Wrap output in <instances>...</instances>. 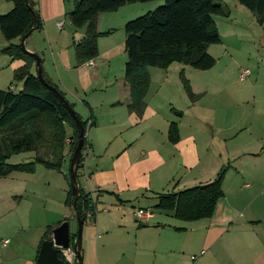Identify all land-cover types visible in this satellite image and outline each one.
<instances>
[{
  "label": "crops",
  "instance_id": "obj_1",
  "mask_svg": "<svg viewBox=\"0 0 264 264\" xmlns=\"http://www.w3.org/2000/svg\"><path fill=\"white\" fill-rule=\"evenodd\" d=\"M4 1L0 8L8 11L12 3ZM32 1L41 19V27L26 36V48L39 56L42 73L63 93L81 119L85 116L84 119L91 122L85 132L87 145L78 170V179H81L78 183L91 194L96 210L98 206V209L106 207V211L101 210L93 220L85 218L82 223L81 264H192L196 260L192 259L195 255L189 253L193 246L199 242L202 245L216 242L229 231L227 227L235 223L249 231L244 249L252 254L250 262L264 264V237L260 239L254 235L250 238L249 234L255 231L246 230L264 222V84H260V95L254 96L262 112L240 117L247 131L246 139L237 150L242 154L238 160L242 186H259L256 200L246 195L243 198L236 196L233 181H224L223 176V195L217 200L212 216L185 221L192 230L175 226L173 222H179V219L173 217L172 212L155 207L158 196L212 181L218 165L214 158L211 160L208 155H203L202 151L208 152L209 148L207 138L204 137L206 144L198 145L199 138L192 131L198 121L193 119L195 124L190 123L193 116H189L188 122L182 125L177 119L183 115L182 109H174L177 93L167 97L166 107L144 99L141 116L128 111L124 32L115 38L113 34L120 28L123 30L124 23L139 16V12L150 11L151 5L142 7L143 4L135 2L115 11L99 13L97 31L108 33L98 37L97 56L89 60L92 64L88 65L86 61L77 65L73 44L82 38L85 26L74 27L67 17L76 0ZM58 22H61L60 27ZM8 43L20 44V38L4 39L1 44L5 47ZM261 47L264 50V42ZM261 54L264 51L258 54L260 61L264 60ZM0 57L5 60L2 68L8 67L7 74L12 76L25 63L2 52ZM118 68L123 69V75ZM180 70L184 72L183 64L178 67V74ZM113 82L115 85L111 88ZM193 93L197 94L196 91ZM200 98L189 100V109H193ZM170 110L178 111L171 116ZM171 122L176 123L179 133L175 143L167 138ZM231 136L224 133V143L231 140ZM235 151H227L228 158L234 156ZM65 153L68 160V142ZM36 167L33 173L13 171L0 178V238L8 240L0 242V264H36L46 227L52 226V230L69 219L76 222L75 211L64 203L70 188L65 178L68 165L65 163L61 171L47 169L54 172H45L51 178L42 181L37 177L39 170ZM246 180L249 183H245ZM231 189L233 193H230ZM153 207L162 212L153 222L149 221L152 217L146 223L134 219V208L152 210ZM242 210L247 215L245 222L238 217ZM201 228L204 230H199ZM197 231H201L202 237L195 234ZM234 231L245 233L243 230ZM69 232L71 234L70 222ZM50 235L51 232L48 237ZM250 240H255L254 247H259L257 251L248 245ZM234 255L236 252L232 257Z\"/></svg>",
  "mask_w": 264,
  "mask_h": 264
},
{
  "label": "trees",
  "instance_id": "obj_2",
  "mask_svg": "<svg viewBox=\"0 0 264 264\" xmlns=\"http://www.w3.org/2000/svg\"><path fill=\"white\" fill-rule=\"evenodd\" d=\"M6 1L12 3L7 12L0 14V33L6 41L19 39L41 27V19L32 0ZM146 1L149 0H76L67 17L74 27L85 26L84 35L73 44L77 65L97 56V39L108 33L97 31L99 13L115 11L129 3ZM236 1L250 11L262 28L264 37V0ZM28 6L33 11L35 20ZM226 14L223 7L213 0H163L153 10L127 20L123 25V32L126 55L124 79L129 88L128 111L137 116L143 113L144 96L150 79L148 67L167 69L174 62L197 70L213 67L216 59L207 52V47L220 42V34L213 17ZM1 52L11 59H22L25 63L13 73L14 79L21 82V89H0V178L13 171L33 173L36 165L61 171L65 163L69 165L77 142L73 118L56 96L40 83L36 76L34 58L22 51L19 43H8ZM42 76L45 82L55 87L64 97L54 83L43 73ZM178 76L189 100H197L200 95L192 92L182 70ZM69 104L73 108L70 102ZM75 115L84 128L78 176L83 151L87 145L85 132L91 122L88 124V119H81L76 112ZM167 138L171 143L178 141L179 133L175 122L169 124ZM67 142L68 160L65 153ZM26 152L31 153L29 161L8 162L11 155ZM223 176L224 169L221 167L215 178L208 183L160 194L155 207L170 211L173 217L183 221L211 217L217 200L223 195ZM65 178L69 181L67 172ZM64 203L72 207L83 221L85 218L93 220L96 214L91 194L81 187L77 197L72 196L69 188ZM51 227H46L44 240L49 239ZM74 235L70 234V245ZM58 257L62 259L59 251Z\"/></svg>",
  "mask_w": 264,
  "mask_h": 264
},
{
  "label": "rangeland",
  "instance_id": "obj_3",
  "mask_svg": "<svg viewBox=\"0 0 264 264\" xmlns=\"http://www.w3.org/2000/svg\"><path fill=\"white\" fill-rule=\"evenodd\" d=\"M213 1L220 4L225 10V13H227L226 16L217 15L213 17L220 34V42L210 44L207 47V52L216 59L215 65L207 70H197L188 65H184L185 70L183 72L184 77L188 79L191 85V90L201 95V98L199 97L201 99L200 102L195 105L193 109H189V98L183 90V85L177 72L178 67L180 65L182 66V64L177 62L171 65L168 72L163 68L148 67V76L150 79L144 99H148L157 105L163 104L166 107L165 102L167 97L171 94L174 96V94L177 93L174 96V109H182L183 111V115L177 119H179L183 125L188 122L189 116H193L192 120L189 122L195 124L193 119H195L196 122L198 121V125L192 130L199 138L198 145L202 146V144H206L204 137L207 138L206 145H208L209 148L207 149L208 152L202 151L203 155H208L211 160L212 158L215 159L218 165V171L221 167L224 169V181H233V189L237 193L236 196L243 198L244 195H246L247 198L253 197L254 200H256L255 197L257 195L255 194L258 192L259 186L251 184L249 187L242 186L239 169L240 164L238 163V160L242 158V154L237 150H240L243 141L246 139L247 131L240 117L259 115L262 112V107L260 103L256 104L254 96L260 95V84H264V60L260 61V59H258L260 56H258V54L264 51L261 47V44L264 42L263 31L254 20L250 11L240 5L236 0ZM4 2V0H0V4ZM162 2L163 0H149L140 3L143 4L141 5L142 7L146 6V4L151 5L149 9L153 10ZM4 9L5 8L1 7L0 13H5L7 11ZM144 12L139 13L141 15V13ZM121 33L123 34L122 28H120L117 33L115 32L113 34L114 38L117 34ZM2 40L4 39L0 33V52L1 48L4 46L1 44ZM26 45V40H24V46L27 50ZM261 55L264 56V54ZM4 61L5 60L0 57V88H7L10 84L15 91L20 90L21 82L15 80L12 75L7 74L8 70L6 68L8 67L2 68L5 63ZM119 66H121V61ZM244 68L249 69L250 74L245 79L240 80L238 74L240 70ZM119 71L120 74L123 75V69L119 70L118 68V72ZM166 74H169L168 79L166 78ZM114 85L115 83L113 82L110 87L113 88ZM110 91L111 89L109 92ZM165 107H163V110ZM178 110H170L171 116H174L175 112ZM84 118L85 116H83V119ZM224 133L229 136L232 135L231 140L227 139L225 143L223 140ZM229 150L236 151L234 156L228 158L229 155L227 151ZM212 152L215 154L209 155V153ZM30 155V152L14 154L10 156L8 162H27L29 161ZM211 160L210 164H212ZM202 162H206L204 157L202 158ZM36 166V169L39 170L37 177L40 181H42L43 178H51L46 176L45 172L54 171H50L51 169L46 171L47 169L44 167L40 165ZM78 180L81 182L80 177ZM245 183H249L248 180H246ZM230 193H233L232 189ZM237 202H239V200ZM250 202L252 203V201ZM24 205L29 204L24 203ZM98 208L97 206L96 214L101 212L102 208L106 207H102L101 209ZM153 208L151 209L155 216L149 220L150 222H153L158 214H162L161 211L159 212L155 207ZM241 213L242 215L238 216L240 218L239 220L245 222L247 215L243 214V210ZM69 222L71 233H74L77 229L76 222L72 219H69ZM173 223L175 226H185L188 230H192L189 229L190 227L187 222L180 219L179 222L175 221ZM241 226L238 223H235L234 226H228L226 230L229 231L225 232L222 237L214 243L202 245L201 242H199L198 245L193 246L189 253L195 255L196 260L192 261V264H252L250 262L251 252L244 249V245L247 243L245 237L249 231H245ZM199 230L204 229L201 228ZM234 230H243L245 233L243 232L240 234ZM246 230L255 231L256 234H249L250 238L256 235L261 239V236L264 237V222L259 226L257 224L251 229ZM195 234L202 237L201 231H197ZM254 241L255 240H250L248 245L251 244V247H254ZM262 241L264 242V238ZM254 248L256 251L259 249V247ZM201 249L203 250L200 251ZM233 252H236V255L232 257ZM180 257L182 258V256Z\"/></svg>",
  "mask_w": 264,
  "mask_h": 264
},
{
  "label": "water",
  "instance_id": "obj_4",
  "mask_svg": "<svg viewBox=\"0 0 264 264\" xmlns=\"http://www.w3.org/2000/svg\"><path fill=\"white\" fill-rule=\"evenodd\" d=\"M31 11L32 17L35 20L33 11L28 6ZM27 35H23L20 38V47L22 51L30 54L35 61V70L36 76L40 83L50 90L58 99L60 104L68 111L69 115L73 118L76 131H77V142L73 149V152L70 156L69 165H68V177H69V187L73 197H77L80 194V186L78 183L77 176V167L78 160L81 153V147L83 144L84 137V128L81 121L76 117L75 111L70 106L69 102L58 92V90L52 85L45 82L42 76V68L39 56L34 53L27 51L24 46V40ZM75 218L77 222V229L75 231V235L72 241V247L76 254V264H81V229L83 218L79 217V215L75 212ZM70 244V232H69V222L62 221L58 226L51 230V235L49 239L43 240L40 244V248L38 251L36 264H65L61 258L58 257L59 247L66 248Z\"/></svg>",
  "mask_w": 264,
  "mask_h": 264
},
{
  "label": "built area",
  "instance_id": "obj_5",
  "mask_svg": "<svg viewBox=\"0 0 264 264\" xmlns=\"http://www.w3.org/2000/svg\"><path fill=\"white\" fill-rule=\"evenodd\" d=\"M60 25H61V22H58L57 26L60 27ZM87 64L91 65L92 62L88 60ZM249 74H250L249 69H247V68L241 69L239 74H238V78L240 80H243ZM10 89H13V88L10 86ZM89 123H90V121L88 120V124ZM92 201H93V199H92ZM102 211H106V210L103 208ZM132 215L138 223H146L151 217H153V211L148 209V208H146V209L135 208L132 211ZM7 241H8L7 239H1L0 238L1 243H6ZM59 252H60V254L62 256V260L65 264H76V254H75L74 249L71 245H69L66 248L59 247ZM192 259L195 260L196 257L193 256Z\"/></svg>",
  "mask_w": 264,
  "mask_h": 264
}]
</instances>
